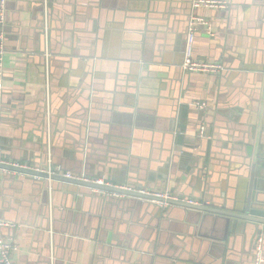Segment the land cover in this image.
Returning <instances> with one entry per match:
<instances>
[{"label": "crops", "instance_id": "crops-1", "mask_svg": "<svg viewBox=\"0 0 264 264\" xmlns=\"http://www.w3.org/2000/svg\"><path fill=\"white\" fill-rule=\"evenodd\" d=\"M192 1L7 0L3 158L243 206L264 149V0ZM195 14L212 34L197 30L194 56L218 75L181 69ZM0 216L15 264H252L264 240V225L17 172Z\"/></svg>", "mask_w": 264, "mask_h": 264}, {"label": "built area", "instance_id": "built-area-1", "mask_svg": "<svg viewBox=\"0 0 264 264\" xmlns=\"http://www.w3.org/2000/svg\"><path fill=\"white\" fill-rule=\"evenodd\" d=\"M6 2L7 0H0V131L2 125V117L4 113L3 105V91H4V76H5V63L4 58L6 54ZM231 0H193L192 6L194 8H205V9H217L224 10L228 8ZM211 22L208 18L201 15H191L189 17L184 40L183 57L181 63V69L185 73H203L218 75L224 70V65L220 62L208 60V59H198L194 56V43L197 30L203 28L209 35L212 34ZM194 107L198 110H203L206 108V103L204 101L194 102ZM206 126L204 123H200L197 130V136L200 138H206ZM3 148L1 144V132H0V190L3 176L8 172H17L13 170L14 168H24V169H34L37 171H42L48 175L56 174L61 175L68 179L82 180V181H92L98 184L111 185L106 183L101 179H91L82 174H76L71 171H64L60 166H48L46 168H36L28 165L26 163H20L17 161H10L3 158ZM26 174V173H22ZM29 175V174H27ZM34 178H39L37 175H30ZM49 179V178H48ZM118 187L127 189L129 191L138 192L143 195L154 196L150 201L163 207L168 205H173L174 203H182L187 205H206V203L198 201L194 197H184L178 194L170 192L168 189L165 190H149L146 188H138L131 185H120ZM100 191L102 190H93ZM111 195H118L116 193H111ZM172 201V202H170ZM15 223L8 221L0 216V264H15L13 255L18 250V244L15 238L11 235H4L2 228H13ZM252 264H264V249H263V237L261 234L256 236L253 244L252 251Z\"/></svg>", "mask_w": 264, "mask_h": 264}, {"label": "water", "instance_id": "water-1", "mask_svg": "<svg viewBox=\"0 0 264 264\" xmlns=\"http://www.w3.org/2000/svg\"><path fill=\"white\" fill-rule=\"evenodd\" d=\"M48 166L50 165H46L44 168ZM13 170L26 173L29 175H37L39 177L49 178L51 180H61L65 182L84 185V186L90 187L91 190H102L107 194L111 192V193H116V194L133 195V196L148 199V200H151L154 198V196H151V195H143L138 192L129 191L127 189L114 186V185L98 184L92 181H82V180L80 181V180L68 179L61 175H56V174L48 175L45 172L37 171L34 169L14 168ZM248 191H249V194L247 195L245 204L241 207H237L236 211L217 209L211 206L208 207L207 204L194 206V205H187V204H182V203H174L173 205H179L184 208H190V209L193 208V209H197L203 212L208 211V212H214V213L225 215L231 219L232 228H234L237 223L240 224L242 222L243 223H248V222L253 223L257 226L264 225V149H263L262 155H259V156L256 155L254 158L253 165L251 168L250 184H249ZM95 192H100V191H95Z\"/></svg>", "mask_w": 264, "mask_h": 264}]
</instances>
